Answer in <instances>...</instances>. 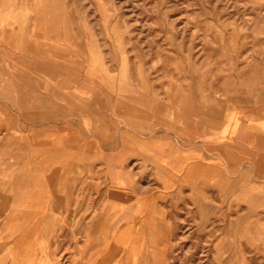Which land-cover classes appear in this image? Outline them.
<instances>
[{
	"label": "rangeland",
	"instance_id": "374dc122",
	"mask_svg": "<svg viewBox=\"0 0 264 264\" xmlns=\"http://www.w3.org/2000/svg\"><path fill=\"white\" fill-rule=\"evenodd\" d=\"M42 1L54 10L39 15L57 19L60 40L69 43L73 34L74 49L104 50L108 68H121L122 87L107 89L106 128L114 126L115 110L158 114L152 95L162 100L164 93L189 90L203 103L224 95L238 105L250 99L251 121L264 116V0ZM115 92L121 94L116 107ZM98 108L90 106L94 120ZM17 141L0 137V264H264V170H202L200 199L169 217L120 218L119 195L104 201L91 195V205L102 203L95 227L101 236L88 242L85 227L97 223L92 214L98 210L89 218H67L48 207V193L35 203L34 187L19 169ZM233 161L249 164L236 155ZM255 178L260 185H246ZM13 212L32 216H23L20 233L3 232ZM30 226H36L34 238ZM42 229L49 231L45 248Z\"/></svg>",
	"mask_w": 264,
	"mask_h": 264
},
{
	"label": "crops",
	"instance_id": "0c3cea01",
	"mask_svg": "<svg viewBox=\"0 0 264 264\" xmlns=\"http://www.w3.org/2000/svg\"><path fill=\"white\" fill-rule=\"evenodd\" d=\"M51 9L42 0H0V137L18 139L19 168L35 203L48 193L50 209L85 219L102 210L91 195L103 201L114 194L124 204L120 217H169L200 199L202 170H264V116L251 121L250 99L238 105L224 95L210 104L190 90L162 100L152 95L158 114L115 110L114 126L106 128L107 89L122 87L121 68H108L104 50L74 49L73 34L69 43L60 40L57 19L39 16ZM120 95L114 93L115 107ZM90 106L99 107L95 120ZM234 155L251 166H235Z\"/></svg>",
	"mask_w": 264,
	"mask_h": 264
},
{
	"label": "bare ground",
	"instance_id": "6f19581e",
	"mask_svg": "<svg viewBox=\"0 0 264 264\" xmlns=\"http://www.w3.org/2000/svg\"><path fill=\"white\" fill-rule=\"evenodd\" d=\"M49 1V0H48ZM47 2V1H46ZM46 4V3H45ZM46 8V7H45ZM51 10H54V9H51ZM35 11V10H34ZM57 11V10H56ZM44 12V11H43ZM48 12V11H47ZM50 12V11H49ZM52 13V12H51ZM45 14H46V12H45ZM40 16V15H39ZM54 16V15H53ZM29 18V17H28ZM35 18V17H34ZM47 18V17H46ZM30 19V18H29ZM44 20V19H43ZM49 20V19H48ZM56 20H54V22H55ZM44 23H46V22H44ZM59 23V22H58ZM60 23H61V21H60ZM62 24V23H61ZM57 26V25H56ZM55 26V27H56ZM58 26H60V24L58 25ZM40 27V26H39ZM54 27H52V29H53ZM59 28V27H58ZM41 29H43V27L41 28ZM40 29V30H41ZM52 29H49V30H52ZM56 29V28H55ZM39 30V29H38ZM43 31H44V29H43ZM58 31H60V30H58ZM56 33H57V31H55ZM47 33V32H46ZM50 34L52 35V33L50 32ZM59 34V33H58ZM39 35V34H38ZM55 35V34H54ZM46 36H47V34H46ZM34 37H36V36H34ZM38 37V36H37ZM42 38V37H41ZM62 38V37H61ZM64 39V38H63ZM57 41V40H56ZM59 41V40H58ZM54 42V41H53ZM63 42V41H62ZM60 44H62V43H60ZM11 45V44H10ZM56 45V44H55ZM61 46H63V45H61ZM22 48H23V46H22ZM30 49V48H29ZM27 50V49H26ZM40 50V49H39ZM73 50V49H72ZM41 55V54H40ZM57 56V55H56ZM52 77V76H51ZM54 77H56V76H53V78ZM59 78H61V77H59ZM51 79V78H50ZM67 79V78H66ZM66 81V80H65ZM64 82V81H63ZM62 82V83H63ZM66 83V82H65ZM53 84V83H52ZM53 85H55V84H53ZM59 85H61V84H59ZM66 86V85H65ZM68 94V93H67ZM85 103H86V100H85ZM88 104V103H87ZM71 132V131H70ZM70 134V133H69ZM45 135V134H44ZM66 137V136H65ZM68 138V137H67ZM55 140V139H54ZM61 140V139H60ZM84 140V139H83ZM58 141V140H57ZM49 144V143H48ZM87 144V143H86ZM86 144H85V146H86ZM104 144V143H103ZM40 146V145H39ZM51 147V146H50ZM60 147V146H59ZM83 147V146H82ZM58 148V147H57ZM55 149V148H53L54 150H58V149ZM90 148H92V147H90ZM52 149V148H51ZM82 149V148H81ZM91 151V150H90ZM45 152V151H44ZM59 152V151H58ZM89 152V151H88ZM44 154V153H43ZM60 156V155H59ZM66 157V156H65ZM155 157V156H154ZM57 158H59L58 156H57ZM57 160V159H56ZM55 162V161H54ZM59 161H57V163H58ZM195 162V161H194ZM36 164V163H35ZM59 164V163H58ZM33 165V164H32ZM60 165H62L61 163H60ZM46 168V167H45ZM51 168V167H50ZM78 168V167H77ZM18 169V168H17ZM20 169V168H19ZM37 170H38V168H36ZM16 171V170H15ZM21 171H22V169H21ZM163 171V170H162ZM38 172V171H37ZM51 172V171H50ZM160 172H161V170H160ZM165 172V171H164ZM25 173V172H24ZM23 173V174H24ZM52 173V172H51ZM50 173V174H51ZM19 174V173H18ZM21 174V173H20ZM43 175V174H42ZM72 174H70V176H71ZM74 175H76V173L74 174ZM29 177V176H28ZM44 177V176H43ZM54 177V176H53ZM74 177H76V176H74ZM161 177V176H160ZM18 179V178H17ZM201 179V178H200ZM204 179V178H203ZM77 180H78V178H77ZM205 180V179H204ZM53 181V180H52ZM69 181V180H68ZM33 182H34V180H33ZM75 182V181H74ZM202 182V181H201ZM205 182H207V181H204L203 182V184L205 183ZM198 184H200L199 182H198ZM70 186H72V185H70ZM199 186V185H198ZM49 187V186H48ZM53 187V186H52ZM116 189V188H115ZM51 190V189H50ZM49 190V191H50ZM72 190V189H71ZM59 192V191H58ZM115 192H116V190H115ZM200 192H202V191H200ZM200 192H198V193H200ZM56 194V193H55ZM59 194V193H58ZM57 194V195H58ZM69 194H70V192H69ZM72 194V193H71ZM112 194H113V192H112ZM60 195V194H59ZM24 196V195H23ZM55 196V195H54ZM61 196V195H60ZM59 196V197H60ZM58 197V196H57ZM115 197V196H114ZM67 199H68V197H66ZM63 199V198H62ZM118 200V199H117ZM116 200V201H117ZM104 201V200H103ZM119 201H121V200H119ZM22 202V201H21ZM24 202V201H23ZM106 203L107 202H105V205H106ZM118 204V203H117ZM109 205V204H108ZM107 205V206H108ZM116 205V204H115ZM120 206V205H119ZM14 211H18V210H14ZM92 212V211H91ZM29 213V212H28ZM83 213V212H82ZM103 213V212H102ZM40 214V213H39ZM79 214V213H78ZM84 214V213H83ZM123 214H125V213H123ZM130 215V214H129ZM129 215H126L127 217L129 216ZM11 216L12 217H14V222H10V225H9V222H8V224L7 225H5L3 228H2V231L3 232H5V231H11V232H18V233H20L22 230L20 229V227L22 226V224H26V221H25V219H23V216H32L31 214H26V215H21V214H19V212L18 213H15V212H13V213H11ZM38 215H36L35 217H37ZM102 216V214H100V213H98V215L97 216H95L96 218H97V223L95 224V225H93L92 227V229H88L89 228V225H87L86 227H85V229H86V231H87V233H88V242L89 241H91V239H95L94 237H93V235H96L97 237L101 234V233H97V232H95L96 230H95V227H96V225L98 224L99 225V221H100V217ZM53 217V216H52ZM84 217V216H83ZM122 217V216H121ZM120 217V218H121ZM100 218V219H99ZM120 218H118L119 220H120ZM42 220H44L45 222H47L45 219H42ZM118 220V221H119ZM10 221V220H9ZM142 221V220H141ZM121 222V221H120ZM136 222V221H135ZM134 223V222H133ZM145 223V222H144ZM21 225V226H20ZM119 225H121V224H119ZM142 225V224H141ZM122 226H123V224H122ZM121 226V227H122ZM36 226H30L29 228H30V230H32V228H34V231H32V236H33V238H34V233L36 232V228H35ZM120 227V228H121ZM139 227H140V225H139ZM131 228H132V226H131ZM138 229V228H137ZM145 230V229H144ZM83 231H84V229H83ZM45 230L44 229H42L41 231H40V233H42V235H45V242H43V246H44V248L45 247H47L48 246V242H47V239H48V235H49V231L47 230L45 233ZM110 232V231H109ZM111 232H112V230H111ZM145 232V231H144ZM77 233V232H76ZM82 233V232H81ZM85 233V232H84ZM142 233V232H141ZM91 234V235H90ZM103 234V233H102ZM107 234V233H106ZM104 235H105V233H104ZM140 235V234H139ZM101 236V235H100ZM103 236V235H102ZM39 238H41V236H38ZM105 237H106V235H105ZM107 238H108V235H107ZM140 238V237H139ZM147 238H149V236L147 237ZM98 239V238H97ZM96 239V240H97ZM141 239V238H140ZM146 239V238H145ZM156 239V238H155ZM21 240V238H19L18 239V241H20ZM147 240V239H146ZM92 242V241H91ZM143 242H145L144 240H143ZM94 243V242H93ZM92 243V244H93ZM154 243V242H153ZM81 244V243H80ZM91 244V243H90ZM101 244V243H100ZM110 244V243H109ZM113 244V243H112ZM74 245H75V243H74ZM102 245V244H101ZM78 246V245H77ZM80 246V245H79ZM93 246V245H92ZM138 246V245H137ZM55 248H56V246H55ZM94 248V247H93ZM101 248H103V247H101ZM76 249V248H75ZM98 249V248H97ZM104 249V248H103ZM143 249V248H142ZM102 250V249H101ZM129 250V249H128ZM125 251V250H124ZM9 253V252H8ZM8 253H7V255H8ZM129 255V254H128ZM143 255V254H142ZM15 259H17L19 256L17 255V254H15ZM144 257H145V255H144ZM123 258H124V256H123ZM126 258V257H125ZM114 260H115V258H114ZM119 260V259H118Z\"/></svg>",
	"mask_w": 264,
	"mask_h": 264
}]
</instances>
